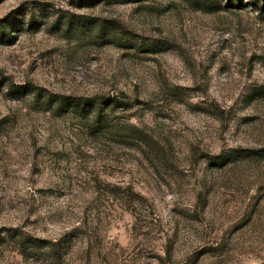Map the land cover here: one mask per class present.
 <instances>
[{
	"label": "rangeland",
	"instance_id": "rangeland-1",
	"mask_svg": "<svg viewBox=\"0 0 264 264\" xmlns=\"http://www.w3.org/2000/svg\"><path fill=\"white\" fill-rule=\"evenodd\" d=\"M0 264H264V0H0Z\"/></svg>",
	"mask_w": 264,
	"mask_h": 264
}]
</instances>
